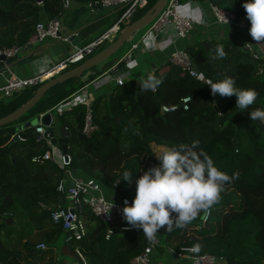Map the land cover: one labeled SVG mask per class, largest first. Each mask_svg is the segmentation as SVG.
I'll return each instance as SVG.
<instances>
[{
	"label": "trees",
	"instance_id": "16d2710c",
	"mask_svg": "<svg viewBox=\"0 0 264 264\" xmlns=\"http://www.w3.org/2000/svg\"><path fill=\"white\" fill-rule=\"evenodd\" d=\"M75 1L96 2L93 6L101 7L98 6L101 0ZM154 1L148 0L143 7H136L126 23L141 16ZM186 1L189 0H178L179 3ZM191 1H209L234 11L245 18L246 29L241 28L243 33L237 29L229 35L207 38V45L202 42L204 38L187 43L184 48L192 55L198 76L190 75L168 58L156 66L154 56L145 51L146 56L140 57L132 67L133 74L124 77L123 86L115 81L110 90H100L91 97L97 128L90 135L82 132L85 115L82 102H75L55 115V132L60 125L68 128L66 149L71 156L70 167L75 168L76 174L95 177L104 186L113 188L116 195L129 197L131 202L136 196V180L158 161L152 143L164 145L163 150H167L179 143L199 140L200 147L218 168L229 175L238 172L239 178L225 186L221 201L211 209L201 228L196 226L203 213L185 228L160 229L159 244L154 246L151 255L154 263L180 264L168 261L165 247L179 249L200 243L202 248L198 253L223 255L226 264H264V124L250 118L252 107H264V56L258 49H254V56L252 50L244 47L251 28L243 8L245 0ZM105 12L81 28L85 34L81 45L111 25L113 19ZM61 13V0H0V46L27 44L38 20L58 17ZM105 43L104 46L108 44ZM217 46L224 48L226 58L212 59ZM122 65L123 61L118 63V67ZM96 66L87 69L89 74L85 79L78 78L83 71L51 86L16 121L0 125V264H24L26 251L37 255L44 264L48 249L59 238L63 240L62 250L68 247L80 264L84 263L74 251L75 245L82 248L85 264H131L132 257L148 243L141 229L114 230L106 237V223L87 206L81 213L86 223L85 236L79 240L68 239L61 225L50 216L59 195L56 184L65 170L51 159L32 160L33 155L48 148L44 139L36 138L33 124L17 129L28 120L26 116L35 117L50 109L54 112L57 105L69 101L77 89L103 72L91 71ZM141 66L147 68L146 72L141 71ZM150 68L158 78H163V83L155 91H141L140 81L146 78ZM201 76L213 82L232 76L238 87L259 92L257 102L240 112L236 109L235 96L212 95L210 86L201 84ZM39 84L0 99V116L24 103ZM186 95L190 99L184 108L179 101ZM174 104L177 106L172 109L161 108ZM39 105L43 108L37 109ZM16 131L22 139L13 136ZM126 170L132 172L131 184L122 179ZM41 232H46L42 238L44 249L37 248L31 240L34 233ZM59 259L62 264L71 261L66 256Z\"/></svg>",
	"mask_w": 264,
	"mask_h": 264
},
{
	"label": "built area",
	"instance_id": "2783aa9c",
	"mask_svg": "<svg viewBox=\"0 0 264 264\" xmlns=\"http://www.w3.org/2000/svg\"><path fill=\"white\" fill-rule=\"evenodd\" d=\"M148 0H101L98 6L109 8L113 13H119L109 27L102 31L97 37L91 39L83 45H71L69 49L62 54L58 59L53 61L44 70L32 73L26 76H20L16 74L11 68L10 63L6 62V59L12 56H16L20 48L28 46V43H39L46 38L61 39L68 41L71 35L77 34V31H73L69 34L61 33V21L58 17L38 20L34 26V31L31 34L27 44L18 45H4L0 46V99L8 97L15 91H19L25 87L33 86L41 83L45 79L54 76L55 74L67 69L69 64L77 63L92 53L95 48L103 44L105 41H112L116 37V33L122 28V23L125 19L130 18L136 7H143ZM71 0H61L62 10L70 6ZM178 0H167L161 11L157 14L155 19L149 24L148 28L141 35V43L148 49L158 47L165 40L164 36L168 29L173 32L172 37H187L194 29L195 23L199 22V7L185 8L182 11L177 10ZM91 7L93 5L89 4ZM120 9H123L119 12ZM210 11L214 19L218 23L232 24L242 29H246V20L243 16L238 15L234 11L225 9L219 5L210 3ZM227 17L229 23L224 22V17ZM247 32V31H246ZM161 33L164 35L161 37ZM160 40V41H159ZM138 42H132L130 50L122 55L116 62H114L110 69H118V63L123 61L125 67H131L133 65V50L136 49ZM255 41L249 34V39L244 43L246 49L252 50L253 55H256L254 51ZM3 55V59L1 58ZM168 60L176 65H179L182 69L187 71L192 76H198V70L196 69L195 61L192 55L185 48H174L168 54ZM153 71L150 70L149 73ZM114 80L118 84L124 80L121 76H113L109 69L104 70L89 83L82 85L77 89L72 97L67 102L57 105L54 108V112L49 110L51 115L50 123L53 124L55 115L59 114L62 109L70 108L71 104L75 102H82L85 105V115L82 125V132L86 135H90L96 128L97 124L93 120L92 114V101L89 96V85L94 88H98L107 81ZM189 95L183 96L182 106L188 107ZM177 105H162L163 110L175 108ZM45 112H40L34 117V128L37 133V139H44L48 148L42 153H38L32 156V160L35 162H43L46 159H51L56 162L60 167L64 168V176H62L57 184L56 190L58 192L57 204L54 208H50L51 219L61 225L65 230L68 239L79 240L86 234V223L82 217V209L84 206L101 218L106 223L105 236L109 237L114 230L127 231L134 230L122 215V208L125 201L131 204L129 197L125 195H116L115 190L109 186H104L93 176L78 175L71 170L70 162L71 156L66 151L64 152L58 143L51 141V136L46 131V125L42 122V117ZM13 135L22 139V136L16 131ZM159 164L156 161L153 165ZM116 185V182L114 183ZM114 206L111 210V205ZM111 210V211H110ZM211 212V210H210ZM209 214L205 216L202 214L201 222L197 224V228L207 221ZM142 230V229H141ZM159 244V239L156 237L154 242L148 241L144 249L134 255L131 259V264H160L154 263L151 255L155 245ZM35 246L39 249L46 247L45 242L40 240L36 242ZM74 251L83 261L86 263L83 250L79 245L74 246ZM165 254L170 257L171 263L178 261L180 264H226V259L223 255H217L214 253H198L194 251V246H181L179 249H174L170 246L165 247ZM169 261V262H170ZM54 264H61L59 261H55Z\"/></svg>",
	"mask_w": 264,
	"mask_h": 264
},
{
	"label": "clouds",
	"instance_id": "9594fccd",
	"mask_svg": "<svg viewBox=\"0 0 264 264\" xmlns=\"http://www.w3.org/2000/svg\"><path fill=\"white\" fill-rule=\"evenodd\" d=\"M247 19L251 23L249 34L255 44H264V0H245L243 4ZM224 22L229 23L224 17ZM222 46H217L212 59L226 58ZM201 84L210 86L212 95L236 99V109L244 112L254 106L259 92L254 88H240L232 76H225L213 82L200 78ZM124 85V81L120 82ZM163 83L154 73H148L140 81L141 91H155ZM252 121L264 124V107H252ZM159 164L153 165L136 180V196L129 204L125 201L122 215L126 222L136 229H142L144 237L154 242L160 229L171 231L173 227L185 228L197 216L210 214V210L222 199L227 184L239 178V173L229 175L218 168L213 158L200 147L199 140L179 143L178 146L154 153ZM123 180L132 183V172L126 170ZM114 203L111 205V210ZM110 210V211H111ZM202 245H194L200 251Z\"/></svg>",
	"mask_w": 264,
	"mask_h": 264
},
{
	"label": "crops",
	"instance_id": "0c3cea01",
	"mask_svg": "<svg viewBox=\"0 0 264 264\" xmlns=\"http://www.w3.org/2000/svg\"><path fill=\"white\" fill-rule=\"evenodd\" d=\"M80 3V2H79ZM81 6H78L76 4L68 7L63 15V25L65 27L66 31H62L61 27V33L62 34H69L73 31H77V34L71 35L69 37V41L61 40V39H53L52 40H47L45 45H41L40 43H33L30 46H24L20 50H22V54L19 55V51L17 52V55L15 58L10 62V68L18 75L20 76H26L30 75L32 73H37L45 69V66H43L46 63H52L53 61L56 60L57 57H60L62 54L65 53V49H67L68 46L71 45H81L85 41V34L81 32V28L97 19V17L101 14L104 13L105 11L107 12L110 9L108 8H99V7H91L89 4L86 3H80ZM180 4H190L189 7L187 8H192V7H199V22L195 23V27L190 35L187 37H178L174 38L172 37L173 32H171L170 29H168L165 33V40H168L165 43V40L163 43L160 45L158 44V47H153L152 49H148L147 47L143 46L142 52H149L151 53L155 60L153 62L154 65H158L161 62H163L165 59L168 58V54L171 50L174 48H184V46L187 43H190V37L195 35L196 33H202V38L207 39V38H213L217 36H222V35H229L231 32H236L237 29H239L240 33H243V30L240 27H237L232 24H222L218 23L211 11H210V3L204 2L201 3L199 1H191L189 0L188 2L186 1L185 3H180ZM105 12V13H106ZM113 14V12L110 13V15ZM246 32V31H245ZM247 33V32H246ZM249 34L247 33V37L245 39L248 40ZM36 45V47H35ZM139 45V44H138ZM138 45L136 48H138ZM254 49H258L260 54L264 56V44L261 45H253ZM52 50V52L50 51ZM133 66H136L138 63V60L140 59V56H133ZM119 59V58H118ZM49 64V65H50ZM102 65V64H101ZM98 64V66H101ZM96 68H92L91 71H94ZM114 70V73L116 76H122V74L119 72V67L118 69H112ZM151 70V68H150ZM89 74V71L87 72L86 75H84L82 78L79 77V79H85ZM114 75V76H115ZM113 83H115L114 80ZM0 82H1V76H0ZM104 85V84H103ZM105 86V85H104ZM103 86V87H104ZM102 88V86H101ZM100 87H89V96L92 97L95 94L99 93ZM107 88V87H106ZM104 88L103 90H106ZM71 103V102H67ZM56 136H60L59 129L58 131L55 132ZM15 136V135H13ZM59 144V143H58ZM61 146V145H60Z\"/></svg>",
	"mask_w": 264,
	"mask_h": 264
},
{
	"label": "water",
	"instance_id": "95a60500",
	"mask_svg": "<svg viewBox=\"0 0 264 264\" xmlns=\"http://www.w3.org/2000/svg\"><path fill=\"white\" fill-rule=\"evenodd\" d=\"M167 0H155L154 3L138 18L134 19L133 21L126 23L122 29H120L119 34L110 41L106 46L98 50L97 52L93 53L92 55L88 56L87 58L83 59L78 64L65 69L54 76H51L44 81H42L37 88L35 89L34 93L20 106L15 108L14 110L0 116V125L8 123L10 121H13L17 119L19 116H21L24 112H26L28 109H30L37 100L53 85H55L58 82H62L70 77H73L75 75L80 74L81 72L93 67L94 65H98L102 63L104 60H106L113 52H115L123 43L125 40L129 39L133 33L140 29L141 27L145 26L146 24H149L151 21L155 19L157 14L161 11L163 6ZM92 5H95L96 2H92ZM69 41V40H68ZM202 42L207 45V39H203ZM33 43H28V46L32 45ZM70 46L65 49V52L69 49ZM52 52V50H50ZM1 58L3 59V55H1ZM15 56L9 57L6 59L7 63H10ZM57 57L56 59H58ZM0 66L2 64L0 63ZM179 105H182V101H179ZM35 119L27 120L22 123H20L17 126V129H21L23 127L32 125L34 123ZM51 115L50 112H45L42 117V122L46 125V131L51 136V141L53 143H58L61 145V148L64 152L67 151L66 145L68 142V135L69 130L66 126L60 125L59 126V132L60 136L57 137L55 133V124L50 123ZM16 137V135H15ZM71 170L75 172V168L71 167Z\"/></svg>",
	"mask_w": 264,
	"mask_h": 264
},
{
	"label": "rangeland",
	"instance_id": "374dc122",
	"mask_svg": "<svg viewBox=\"0 0 264 264\" xmlns=\"http://www.w3.org/2000/svg\"><path fill=\"white\" fill-rule=\"evenodd\" d=\"M74 4H76V5H78V6H81V4L79 3V2H77V1H75V0H71V4H70V6H72V5H74ZM69 6V7H70ZM190 6V4H178L177 5V10L178 11H182L183 9H185V8H187V7H189ZM106 8V7H105ZM67 9V8H66ZM66 9H63L62 10V13H61V15L59 16V19H60V21H61V24L63 23V15H64V12H65V10ZM109 9V8H108ZM123 9H120L119 10V12L120 11H122ZM110 13H111V11H107L106 13H105V15H109L110 16V18H112V19H114V18H116V16L119 14V13H113V14H111L110 15ZM110 18H108V21L110 20ZM129 19L130 18H127V19H125V21L122 23V27L125 25V23L126 22H128L129 21ZM152 22V21H151ZM150 22V23H151ZM149 23V24H150ZM149 24H146L145 26H143V27H141L140 29H137L134 33H133V35L129 38V39H127V40H125L124 41V43L115 51V52H113L106 60H104V62H102V63H100V65L101 66H96V67H98L97 69L98 70H100V71H104V70H106V68L107 69H109V72L114 76L115 75V73H114V70H112V69H110L111 67V65L118 59V58H120L122 55H124V54H126L129 50H130V46H131V43L132 42H138V48H136V49H134L133 50V55L135 56H140V57H144V56H146V52H142V49H143V44L141 43V41H140V38H141V35L145 32V30L148 28V25ZM61 27H62V31H66L65 30V27L63 26V25H61ZM122 29V28H121ZM119 32H120V30L116 33V36L119 34ZM164 34L163 33H161V37L163 36ZM202 38V33H196L195 35H193L192 37H190V42H195L196 40H198V39H201ZM52 40L53 41V39H51V38H46L45 40H43V41H41V42H39L41 45H45L46 44V41L47 40ZM178 39V38H177ZM56 40V39H55ZM160 41V40H159ZM168 40H165V43L167 42ZM107 43H109V41H106V43L105 44H107ZM102 46H104V44L102 45H100V46H98L96 49H95V51L93 52V53H95V52H97V50L98 49H100ZM35 47H36V45H35ZM21 49V48H20ZM19 49V50H20ZM92 53V54H93ZM19 55H21L22 54V50H20L19 51V53H18ZM91 54V55H92ZM88 56H90V55H88ZM87 56V57H88ZM87 57H85V58H87ZM82 61V60H81ZM81 61H79V62H81ZM79 62H77V63H71V64H69V66H68V68L69 67H71V66H74V65H76V64H78ZM49 64L50 63H46V64H44L43 66H45V68H47L48 66H49ZM133 67H135V66H133ZM146 67H144V66H141V71L142 72H146ZM89 70H86V71H84L83 73H81L80 74V76L79 77H83L84 75H86L87 74V72H88ZM119 72L122 74V76H123V78L124 77H128L129 75H132L133 74V72H134V69L132 68V67H125V65H124V62H123V65H122V67H119ZM116 76V75H115ZM78 77V78H79ZM125 79V78H124ZM105 85V86H104ZM104 85H102V88L100 89V90H103L104 88H106V89H108V90H110L112 87H113V85H114V83H113V81H107ZM90 86V88H92L93 86L92 85H89ZM104 86V87H103ZM43 107H42V105H39L38 107H37V109H42ZM33 115H28V116H26V118L25 119H28V120H31V119H33ZM14 121H16V119L15 120H13V122ZM12 122V121H11ZM56 131H58V129H56ZM48 146V145H47ZM152 147H153V150L155 151V152H160V151H163V149L165 148V146L164 145H158V144H155V143H152ZM82 176H87V175H83L82 174ZM64 230V229H63ZM65 231V230H64ZM44 237H46V232H41V233H34L33 234V238L31 239L32 241H34V242H38V241H40V240H42V238H44ZM62 242H63V240L61 239V238H59V239H57V242H56V244H55V246H53V247H51V248H49L48 250H50V252H49V255L47 256V259L45 260V261H47L46 263H44V264H54V262L56 261V260H60L59 258L62 256H66L67 257V259H70L71 258V261H69L67 264H80V262H79V260L75 257V256H73V253L71 254L69 251V248L68 247H66V248H64L63 250H62V248L61 247H63V245H62ZM66 245V244H65ZM56 249L57 250H59L60 249V252H56ZM166 257H168V261H169V259H170V257L169 256H166ZM166 257H164V259L166 258ZM41 259L37 256V255H35V254H31V253H29L28 251H26L25 252V260H24V264H41ZM60 262V261H59ZM61 263V262H60ZM62 264V263H61Z\"/></svg>",
	"mask_w": 264,
	"mask_h": 264
}]
</instances>
